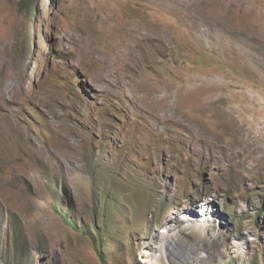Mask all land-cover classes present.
<instances>
[{"label": "rangeland", "instance_id": "1", "mask_svg": "<svg viewBox=\"0 0 264 264\" xmlns=\"http://www.w3.org/2000/svg\"><path fill=\"white\" fill-rule=\"evenodd\" d=\"M0 84V264H264V0H0Z\"/></svg>", "mask_w": 264, "mask_h": 264}, {"label": "bare ground", "instance_id": "2", "mask_svg": "<svg viewBox=\"0 0 264 264\" xmlns=\"http://www.w3.org/2000/svg\"><path fill=\"white\" fill-rule=\"evenodd\" d=\"M150 39L152 43H154V45H158L162 47V49H165V47L167 46L166 41L162 37H150ZM5 92H6L5 87H3L0 84V102L4 101L5 94H7ZM166 100H167L166 98H157L155 102L158 103V105H165ZM207 210L208 209H204L202 211L204 212V214L202 215H207ZM192 219L196 221L198 220V223H200L201 225H202V222H204L205 220L204 218H192ZM190 221H191L190 222L191 224L192 220ZM170 230H172V228H169L168 232ZM187 230L188 229H185V228L180 229V236L182 235V238L183 236L188 237V239L185 242L181 240H177V238H175L171 234L170 238L166 240V243H164L165 248H166L165 255L166 257H168L170 263L171 264H215L213 262L212 255H214L215 253H220V250L212 248V244L214 241L213 238L212 240H209L206 234H203L202 232H198L196 234H192V233L190 234ZM155 236L156 235L154 233L149 239V241L143 245L144 250L150 251L149 246L155 240ZM162 238L163 237H161V239L159 240L160 242L162 241ZM172 246L173 248H171ZM144 250L142 252H144ZM148 256L149 254H147L146 257H143V256L140 257V261L144 262L145 264L148 263V259H147ZM134 264H139V263L134 262Z\"/></svg>", "mask_w": 264, "mask_h": 264}, {"label": "trees", "instance_id": "3", "mask_svg": "<svg viewBox=\"0 0 264 264\" xmlns=\"http://www.w3.org/2000/svg\"><path fill=\"white\" fill-rule=\"evenodd\" d=\"M66 222L70 223L71 225H73L75 227V225L72 222H70L69 220H66ZM100 258H101L102 262L105 264V259H104V256L102 253H100Z\"/></svg>", "mask_w": 264, "mask_h": 264}]
</instances>
